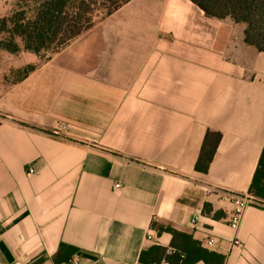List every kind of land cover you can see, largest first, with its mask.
<instances>
[{
    "label": "crops",
    "instance_id": "obj_1",
    "mask_svg": "<svg viewBox=\"0 0 264 264\" xmlns=\"http://www.w3.org/2000/svg\"><path fill=\"white\" fill-rule=\"evenodd\" d=\"M139 1L115 13L119 29L105 31L113 14L41 65L0 48V264L160 263L174 252L168 228L224 264H264V209L248 207L234 230L233 205L207 193L249 194L264 53L245 43V25L232 37L190 0H143L159 26L131 32L147 23L121 15ZM208 130L222 140L202 174Z\"/></svg>",
    "mask_w": 264,
    "mask_h": 264
},
{
    "label": "trees",
    "instance_id": "obj_2",
    "mask_svg": "<svg viewBox=\"0 0 264 264\" xmlns=\"http://www.w3.org/2000/svg\"><path fill=\"white\" fill-rule=\"evenodd\" d=\"M132 0H15L14 9L0 18V48L12 54L21 50L41 56L44 52L59 53L71 42L95 25L118 12ZM207 17L232 19L245 25V43L264 53V0H190ZM36 70L30 65L19 71L21 79ZM222 140L220 132L208 130L195 170L207 174ZM249 195L264 202V148L255 172ZM205 205L204 213H212ZM216 217V215L214 216ZM168 230L174 235V252L165 260L168 264H224L225 258L204 249L190 236ZM176 237H181L178 243ZM66 249L61 246V251ZM69 260L77 251L67 247ZM168 251L166 250V253ZM161 263V262H160ZM154 263V264H160ZM144 264V263H140Z\"/></svg>",
    "mask_w": 264,
    "mask_h": 264
},
{
    "label": "rangeland",
    "instance_id": "obj_3",
    "mask_svg": "<svg viewBox=\"0 0 264 264\" xmlns=\"http://www.w3.org/2000/svg\"><path fill=\"white\" fill-rule=\"evenodd\" d=\"M143 0L139 1L137 4L132 5L131 7H129L126 11H124L121 15V18L124 20H128V19H141L143 21H145L147 23V25L142 24V23H132L131 25H128V30L129 31H135V33H140V32H146V28L147 27H151L152 29L159 26V24H156V19L159 17V19L161 18V11H157L156 14L154 15H147V14H143V12H145V5H143L144 3L142 2ZM14 3L15 0H0V18L3 17H7L11 11L14 9ZM161 15V16H160ZM117 14H115L113 17L109 18L108 20H106L107 26L105 28V31L107 34H111L112 32H114L115 30L119 29V24H117V21H119ZM228 26L231 27L232 30V37L233 34L236 37V34L241 32V26H237L235 24V22L228 18L225 19V22ZM243 25V24H242ZM99 33V32H96ZM57 53H53V52H44L43 54H41V56H37L36 58V62L38 65H41L43 63H46L47 61H49V59L53 58Z\"/></svg>",
    "mask_w": 264,
    "mask_h": 264
},
{
    "label": "built area",
    "instance_id": "obj_4",
    "mask_svg": "<svg viewBox=\"0 0 264 264\" xmlns=\"http://www.w3.org/2000/svg\"><path fill=\"white\" fill-rule=\"evenodd\" d=\"M66 125H60L56 131L54 132L55 135H59L62 131L66 130ZM39 172H37L35 169H29L28 175H37ZM121 189V186L119 184L115 185L114 190L118 192ZM208 194H215L217 195L222 201L230 203L234 207V211L232 214V217L230 219V227L234 230H236L243 218L244 212L248 207H259L264 209V202L255 199L253 196L249 194H239L223 189H207ZM199 220V217H196L192 223H197ZM209 245L213 244V241H208ZM236 244H239V242H236ZM160 264H168L166 261H162Z\"/></svg>",
    "mask_w": 264,
    "mask_h": 264
}]
</instances>
